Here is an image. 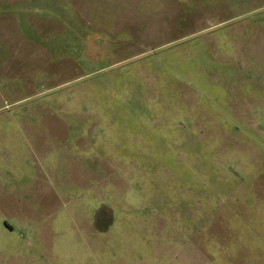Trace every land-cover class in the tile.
<instances>
[{"label":"rangeland","instance_id":"rangeland-1","mask_svg":"<svg viewBox=\"0 0 264 264\" xmlns=\"http://www.w3.org/2000/svg\"><path fill=\"white\" fill-rule=\"evenodd\" d=\"M0 264H264V0H0Z\"/></svg>","mask_w":264,"mask_h":264}]
</instances>
